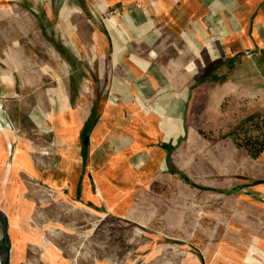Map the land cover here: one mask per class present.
<instances>
[{
	"label": "crops",
	"instance_id": "1",
	"mask_svg": "<svg viewBox=\"0 0 264 264\" xmlns=\"http://www.w3.org/2000/svg\"><path fill=\"white\" fill-rule=\"evenodd\" d=\"M70 5L78 12L79 25L72 30L78 53L87 57L62 58L57 84L65 86L48 107L55 109L54 122L64 116L70 136L56 133L57 166L38 173L37 180L62 169L75 194L103 207L115 225L118 217L139 228H160L174 245L188 239L174 230L199 229L193 219L202 216L206 237L209 230L219 231L206 239L212 242L203 254L208 264H249V259L264 264V151L253 159L227 136L205 135L209 130L201 125L216 114L199 104L205 92L206 107H237L235 116L264 109V0H70ZM113 10L114 19L103 18ZM228 60L232 64L222 66ZM236 87L242 91L232 99ZM55 101H62L61 108ZM45 118L41 115V123L48 129ZM214 127L209 126L212 134ZM7 178L0 172L22 221L35 215L32 200L23 191L16 195ZM234 215L246 236H227Z\"/></svg>",
	"mask_w": 264,
	"mask_h": 264
},
{
	"label": "rangeland",
	"instance_id": "2",
	"mask_svg": "<svg viewBox=\"0 0 264 264\" xmlns=\"http://www.w3.org/2000/svg\"><path fill=\"white\" fill-rule=\"evenodd\" d=\"M14 1L25 5L14 6ZM77 14L70 0H0V172L4 173L5 166L12 165L6 174L11 180L9 186L16 195L23 191L30 204L32 200L31 209L35 210L34 220L25 218V221L27 224L33 221L40 226L34 230L30 227L32 230L28 231L44 239H36L37 242L29 249V259L16 246H9L8 264H61L60 255L54 249L63 257L67 256L71 264H208L203 254L206 245L212 242L206 239L212 236V231L215 237L219 231L216 228L209 230L206 237L207 222L202 216L193 219L197 226L202 225L201 228L184 226L174 230L176 234L178 230L183 233L182 238L189 239H181V243L174 245L172 242L175 239L162 236L163 230L160 228H139L118 217V225H115L108 217L113 215L104 212L103 207L96 209L82 198V194H75V188L64 176L67 172L62 169L47 177L45 175L46 180L42 182L37 180L38 173H51L57 166L58 157L53 151H56L55 145L61 140L56 133L64 132L65 137L70 136L66 134L64 116L54 122L51 114L55 109L48 106L52 102L51 97L61 94L65 86L63 82L57 84L62 80L58 72L63 66V56L71 54L84 60L87 57H81L78 53L79 38L72 34L76 24L79 25ZM88 63H93L90 57ZM232 90V99L238 98L241 89L236 87ZM204 93H200V108L206 113H215L212 116L216 117H208L204 120L205 125L201 126L207 132L210 125H215V133H208V136L216 139L228 136L241 120L264 113V109L254 110L253 107L247 116H244V112L235 116L236 110L229 107L219 110V104L217 107L211 103L208 108L203 102ZM54 103L56 109L61 108L62 101ZM41 115L46 117L48 129L41 123ZM45 142L49 145H45ZM10 151L12 156L16 151L18 155L14 162L6 163L4 160ZM247 171L250 172V169L247 168ZM80 177L82 179V172ZM248 212L247 216H251V212ZM148 216H152V213ZM238 217L233 216L236 221L233 220L229 231L226 230L227 236L239 237L238 233L246 236L247 230L239 226L238 220L241 221V218ZM247 219L249 217L242 218ZM195 236L203 239L195 240ZM227 245L230 246L231 242L228 241ZM234 248L239 249L237 245ZM250 249L253 251V248ZM201 256L203 261H200ZM247 262L259 264L251 259Z\"/></svg>",
	"mask_w": 264,
	"mask_h": 264
},
{
	"label": "water",
	"instance_id": "3",
	"mask_svg": "<svg viewBox=\"0 0 264 264\" xmlns=\"http://www.w3.org/2000/svg\"><path fill=\"white\" fill-rule=\"evenodd\" d=\"M180 141L181 140H178L177 144H179ZM12 194L6 181L0 179V236L7 245L11 247L16 246L22 254H27L26 257L29 259V249L37 240L44 239L37 235H33V233H29L31 228H38L40 226L33 221L31 224H27L25 220H23L24 222L22 221L23 214L15 210V197ZM30 219L34 220V215H31ZM54 252L60 255L59 257L62 264H71L67 256L63 257L56 249H54Z\"/></svg>",
	"mask_w": 264,
	"mask_h": 264
},
{
	"label": "trees",
	"instance_id": "4",
	"mask_svg": "<svg viewBox=\"0 0 264 264\" xmlns=\"http://www.w3.org/2000/svg\"><path fill=\"white\" fill-rule=\"evenodd\" d=\"M232 62L233 60H228L224 62L222 66L229 63L232 64ZM211 76L212 79L213 77L215 79L217 78L216 74H211L209 77ZM234 109L237 110L238 108L234 107ZM237 113L239 112L237 111ZM207 130L210 132L209 127ZM208 133L205 135H208ZM209 134H212V132ZM227 137L232 140L236 148L244 149L253 159L258 158L264 151V115L256 114L252 117L250 116L247 119L241 120L240 124L236 126Z\"/></svg>",
	"mask_w": 264,
	"mask_h": 264
},
{
	"label": "bare ground",
	"instance_id": "5",
	"mask_svg": "<svg viewBox=\"0 0 264 264\" xmlns=\"http://www.w3.org/2000/svg\"><path fill=\"white\" fill-rule=\"evenodd\" d=\"M1 110V108H0ZM12 158V152H9L8 156V162L10 163ZM12 165L6 166L4 175L7 176L6 174L9 173V169L11 168ZM8 179V178H7ZM8 247L7 245L1 238L0 236V264H8L7 260H9L8 256Z\"/></svg>",
	"mask_w": 264,
	"mask_h": 264
},
{
	"label": "built area",
	"instance_id": "6",
	"mask_svg": "<svg viewBox=\"0 0 264 264\" xmlns=\"http://www.w3.org/2000/svg\"><path fill=\"white\" fill-rule=\"evenodd\" d=\"M117 12L115 10L113 11H107L102 14L104 19H114L117 16Z\"/></svg>",
	"mask_w": 264,
	"mask_h": 264
}]
</instances>
